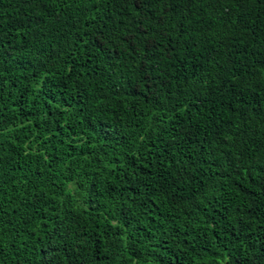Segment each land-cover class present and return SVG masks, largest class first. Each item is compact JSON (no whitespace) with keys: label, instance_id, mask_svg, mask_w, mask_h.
<instances>
[{"label":"trees","instance_id":"trees-1","mask_svg":"<svg viewBox=\"0 0 264 264\" xmlns=\"http://www.w3.org/2000/svg\"><path fill=\"white\" fill-rule=\"evenodd\" d=\"M0 264H264V0H0Z\"/></svg>","mask_w":264,"mask_h":264}]
</instances>
